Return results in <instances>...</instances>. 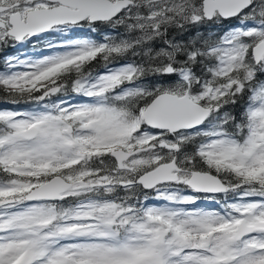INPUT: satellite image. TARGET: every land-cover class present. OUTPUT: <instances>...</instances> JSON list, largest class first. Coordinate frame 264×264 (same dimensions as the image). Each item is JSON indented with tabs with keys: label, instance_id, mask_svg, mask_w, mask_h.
Instances as JSON below:
<instances>
[{
	"label": "snow or ice",
	"instance_id": "1",
	"mask_svg": "<svg viewBox=\"0 0 264 264\" xmlns=\"http://www.w3.org/2000/svg\"><path fill=\"white\" fill-rule=\"evenodd\" d=\"M0 264H264V0H0Z\"/></svg>",
	"mask_w": 264,
	"mask_h": 264
}]
</instances>
